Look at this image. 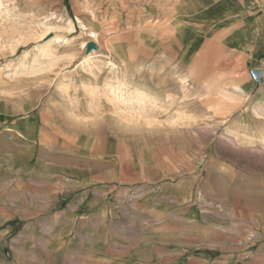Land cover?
Here are the masks:
<instances>
[{"label":"rangeland","instance_id":"obj_1","mask_svg":"<svg viewBox=\"0 0 264 264\" xmlns=\"http://www.w3.org/2000/svg\"><path fill=\"white\" fill-rule=\"evenodd\" d=\"M162 1L0 0V112L38 124L28 165L40 174L0 163V264H264V124L240 107L245 95L221 93L243 84L245 62L231 76L229 61H181L172 37L155 44L162 24L148 18L179 19L185 3ZM193 1L205 9L193 18L215 12ZM57 35L54 66L15 74ZM110 41L129 58L126 103L107 94ZM92 49L94 75L81 67ZM134 86L146 105L134 108ZM60 196L84 199L80 221L50 220L65 205L43 202ZM92 201L110 219L91 216ZM106 223L109 237L71 234Z\"/></svg>","mask_w":264,"mask_h":264},{"label":"crops","instance_id":"obj_2","mask_svg":"<svg viewBox=\"0 0 264 264\" xmlns=\"http://www.w3.org/2000/svg\"><path fill=\"white\" fill-rule=\"evenodd\" d=\"M187 1L186 16L184 20L183 38L175 37L173 44L180 47L183 61L189 62L203 60H221L230 62V75L238 72L236 66L244 64L245 69H241L245 80L242 83L247 84L244 105L246 116L256 123L264 124V0H212L215 12L212 15L198 16L199 13L205 12L203 6L197 8L193 0ZM185 13V12H184ZM185 16V19H186ZM221 51L218 53V51ZM222 54L224 56H217ZM185 55V56H184ZM185 57V58H184ZM254 70L261 71V78L257 81L253 76ZM238 76V75H237ZM255 108V109H254ZM252 111V112H250ZM0 112V163L6 164L18 163L21 161V169L17 173H21L23 177L40 176L35 171L36 166L29 168V141L35 135L38 124L26 117H18L15 119L7 118ZM261 113V114H260ZM20 148V151L17 150ZM15 149L16 152H15ZM4 161L3 159H5ZM20 163V162H19ZM32 169V170H30ZM43 204L45 210L51 211L57 204H63L65 207L56 209L52 213L51 221L59 220L64 217L67 220L80 221V209L85 204L83 198L75 197L73 200H66L65 197L46 198ZM21 204L24 202H20ZM29 206L25 211L32 210V203L26 201ZM23 205V204H22ZM96 202L88 204L90 210L93 211L91 216L96 218L110 219L108 212H96L98 207ZM34 211V210H33ZM109 223L101 228H85L76 227L73 235L83 236H101L109 237ZM4 237V232H0V239ZM108 244V242H105ZM108 262L110 259L107 260ZM80 263L81 261H76Z\"/></svg>","mask_w":264,"mask_h":264},{"label":"bare ground","instance_id":"obj_3","mask_svg":"<svg viewBox=\"0 0 264 264\" xmlns=\"http://www.w3.org/2000/svg\"><path fill=\"white\" fill-rule=\"evenodd\" d=\"M167 1H169V0H163L162 1L163 2L162 5L164 3H165L164 5H166V2ZM182 8H184V9H182L183 11L182 10L179 11V14L180 13L182 14L181 18L179 17V19L178 18H176L174 20H169V19H165L164 20V19H160V21H159V20H156V19H152V17L148 16V17H150V18H148L149 23H153L154 21H156V22L158 21V22H161V24H162V29L161 30H155V29H150L149 30V34H150V36H149L150 38L149 39H153V41L155 42V44H157L156 43V39L159 38V37H161V38L162 37H165L164 38L165 40H167V37H172L173 40H175V37H178L179 39H182L183 36H184V35H182V34H184L183 33V31H184L183 22L185 20V16L187 15L186 14V11H185V9H186V1H185V3H183V7ZM184 12H185V14H184ZM81 24L83 25V27L85 29L87 28V25L84 24L83 21H81ZM70 28L73 29V25ZM47 30L50 31V30H53V29L52 28H48ZM89 36L91 38H94L96 41H99V34L97 33V31L90 30ZM60 38H61V36H58V35L55 36L53 38V40H51L49 43H47V44H45L43 46H40L39 53H35V56H33L32 58L26 57L22 62L19 63V65H18V67L16 69V73L15 74L22 73V72H26V71H32V70H35V69L37 70V67L38 66L41 67L44 64H50L51 66H54L56 64V60L58 59V56H56L58 54L54 50L53 41L58 40ZM168 39H171V38H168ZM62 40H63V42L65 44H68L70 42V39L67 36H63ZM173 40H172V44H173ZM109 43H111L112 48L115 50V52L119 51V50H117L116 46L113 45V42L112 41H110ZM97 49H98V46H97ZM97 49H92V52L91 53L89 52L90 53V56L88 58H85L82 61V63H81L82 69H84L86 72H89L90 75L91 74L94 75V73L97 72V71L94 70V68L95 67H99L98 60L96 58L98 55L97 56H94L95 53L97 52ZM124 52H125V50H124ZM117 53L119 54L118 55V60L117 59H110V60H108V65H109V68L110 69L108 71L109 72V76H108L109 79L107 78L108 79V82H106L107 94H108L109 99L112 102L114 101L116 103H124V102L126 103V100H127L126 95L128 94L126 90L132 89V87L130 86L131 83L129 82V74H128V70H127V64L129 62V60H128L129 58L125 57L124 54H122V52L121 53L117 52ZM161 58H162V54H161ZM102 62H99V63L102 64ZM161 63L163 64V62H161ZM103 67H104V65H103ZM136 67H137V65H136ZM101 69L103 70V68H101ZM178 69H180V68H178ZM93 70L95 72H93ZM233 86H234L233 90H229V89L228 90H223L221 92L223 94V96L229 97V98H232V97H235V96H240L239 93H244L246 91L247 84H245V83L240 84V85H237V84L235 85L234 84ZM226 88H229V87H226ZM132 92H133V96H132L133 99L131 98L132 99L131 102L133 103L134 108L136 106L142 107L143 105H146L145 102L148 99L152 98V96L146 90H142V89L137 88L135 86H134ZM135 98H136V100H135ZM128 99H130V98H128ZM133 105H132V107H133ZM263 136H264V134H263ZM263 139H264V137H263Z\"/></svg>","mask_w":264,"mask_h":264},{"label":"water","instance_id":"obj_4","mask_svg":"<svg viewBox=\"0 0 264 264\" xmlns=\"http://www.w3.org/2000/svg\"><path fill=\"white\" fill-rule=\"evenodd\" d=\"M92 47H96V44H94V43H90V44H89V49H91ZM252 73H253L254 78H255L257 81H259L260 78H261V71H260V70H254Z\"/></svg>","mask_w":264,"mask_h":264}]
</instances>
